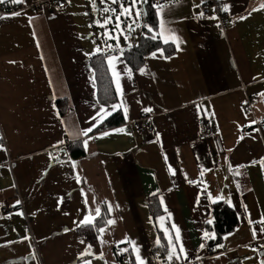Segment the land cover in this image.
<instances>
[{"label": "crops", "instance_id": "obj_1", "mask_svg": "<svg viewBox=\"0 0 264 264\" xmlns=\"http://www.w3.org/2000/svg\"><path fill=\"white\" fill-rule=\"evenodd\" d=\"M66 1L67 8L54 15L31 17L27 9L0 18V207L16 208L0 220V264H135L130 242L147 264H262L257 244L264 236V145L255 120L264 125V0H222L229 8L225 31L216 17L197 18L199 0L165 5L159 16L155 8L157 25L149 33L161 41L163 55L148 52L136 70L121 49L148 35L146 3L139 20L121 17L124 34L110 30L117 41L95 25L100 0L96 10L92 0ZM160 19L178 38L167 43L173 53L164 47L169 34L160 35ZM97 47L117 58L111 66L106 58L117 92L111 103L98 97L91 66L101 53ZM113 67L120 73L119 92ZM249 95L254 114L245 108ZM62 98L70 106L65 115L57 104ZM101 105L110 115L121 111L125 121L80 135L100 123L92 117ZM145 108L156 112L157 143L145 144L133 124ZM202 119L222 138L225 151L212 141L196 144ZM66 140H87L86 154L61 161L54 148ZM156 195L163 212L154 217L150 201ZM213 201L233 206L239 225L212 254L204 234ZM97 206L115 223L102 226L104 233L90 242L77 225L89 212L94 216ZM162 236L168 252L169 237L177 246L175 263L159 257ZM126 238L130 242L122 243ZM88 245L92 254L81 256ZM120 245L128 249L126 263L116 254Z\"/></svg>", "mask_w": 264, "mask_h": 264}, {"label": "trees", "instance_id": "obj_2", "mask_svg": "<svg viewBox=\"0 0 264 264\" xmlns=\"http://www.w3.org/2000/svg\"><path fill=\"white\" fill-rule=\"evenodd\" d=\"M147 20L150 26L154 29L157 25V17L155 8L151 7L147 3ZM144 31L148 32V35H143L138 44L129 46L123 50V54L131 65L136 70L144 64L145 57L148 52L159 48L162 43L157 38L156 40L151 39L152 33H149L147 27H143ZM168 54L175 51V47L172 44H165ZM108 54L101 52L94 55L91 59V66L94 70V76L96 80L97 93L101 102L111 103L117 99V92L114 81L108 69L107 58ZM59 112L65 115L70 111V106L65 98L57 101ZM124 117L121 111H116L105 120L100 122L91 133L101 131L103 129L111 128L123 123ZM62 153L67 155L70 159H76L83 157L86 154L83 142L80 140L70 141V144L62 147ZM150 207L154 217H157L163 212L159 199L156 196L152 197L150 201ZM212 219L211 223H206V233L209 234V238L205 237L210 253H217L223 249V247H217V245H223L224 237L233 232L239 225V219L233 206L225 201H216L212 203ZM108 220V212L103 207L101 216L96 218L95 226H79L77 232L85 237L90 242H96L99 237L98 229L106 225ZM159 257H165L168 252L165 238L162 236V245L159 248Z\"/></svg>", "mask_w": 264, "mask_h": 264}, {"label": "built area", "instance_id": "obj_3", "mask_svg": "<svg viewBox=\"0 0 264 264\" xmlns=\"http://www.w3.org/2000/svg\"><path fill=\"white\" fill-rule=\"evenodd\" d=\"M178 0H148L147 3L150 4L151 7L155 8L153 4H162V5H170L175 3ZM201 2V0H199ZM66 0H46L34 5H21V4H12L10 1L0 4V17L10 15L13 12H22L24 10H31L33 13L31 17L37 16H50L54 15L57 12L64 10L67 8ZM222 0H206V2L200 6V10L198 12L197 18L199 20H206L211 17H216L219 23V27L222 30L228 29V22ZM215 9V11H214ZM203 11L205 13L204 17H201L199 13ZM245 87V86H244ZM245 108L254 114V96H247ZM156 116V112L152 110L151 112H144L137 120L134 121V126L137 131L146 136L145 144H152L158 142V136L156 133V128L154 124V117ZM256 121V125L262 131V141L264 145V125L260 122ZM206 141H212L218 151H225V146L223 140L220 136L216 135L213 127L205 120L202 119L199 124V134L196 139V144H203ZM70 144L69 140H66L62 145L54 148V153L59 157L61 161H67L69 158L67 155L62 153V147H65ZM15 207L4 205L0 207V220H3L7 214L13 213L15 211ZM262 227L264 228V223H262ZM121 249H124L123 246H117L116 254L119 258L120 263H126L129 261V252L121 253ZM257 254L264 262V236L260 239L257 244ZM175 263V258L172 259ZM176 264V263H175Z\"/></svg>", "mask_w": 264, "mask_h": 264}, {"label": "snow or ice", "instance_id": "obj_4", "mask_svg": "<svg viewBox=\"0 0 264 264\" xmlns=\"http://www.w3.org/2000/svg\"><path fill=\"white\" fill-rule=\"evenodd\" d=\"M10 2L12 4H21V3L26 2V0H10ZM68 2L70 3L71 0H68ZM105 2H106V0H100V3H102V4L105 3ZM111 2L113 4H119L120 5V8H121L120 14L119 15H116V17H115V24H114V28L115 29H120V25L122 23H124V21H122L120 19L121 16H125L126 18H132L133 17V12H135V17H134V20H133V22H135L136 20H139L142 15H146V13H144L142 9L137 8V4L147 3V0H124V2H122V0H111ZM205 2H206V0H201V4L200 5H195V7H200ZM3 3H5V0H0V4H3ZM124 3H128V6L125 7L124 6ZM92 5H93V10H96V0H92ZM153 6L156 8V11H157V15L158 16L163 12L164 8L166 7L165 5H162V4H153ZM260 7L261 8H264V4H262ZM222 10L225 11V12H227V11H229V8L228 7H224ZM256 10H259V9H253L252 11H256ZM109 11L115 12L116 9H114V8H111L110 9L108 7L103 8V12L104 13H108ZM214 11H215V9H214ZM85 14L87 15V13H85ZM249 14H251V13H249ZM11 15L12 16H19V15H21V13L20 12H13ZM199 15L201 17H204L205 16V13L203 11H201L199 13ZM0 18H7V17H0ZM244 18L245 17H240V19H244ZM110 22H112V17L105 18L103 20V23L102 24H101V21H99V20L95 21L96 24H98V25H100L102 27H106ZM139 26L140 25L138 24L137 27H139ZM144 26L148 28L149 32L153 31V28L150 27V26H148L147 24H145ZM158 26H159V29H160V35L161 36H163L164 33H168L169 34V38L168 39H165L163 41V43L167 44V43L176 41L178 39L175 36L174 31L172 29L167 28L165 26V22L162 19H160L158 21ZM128 30L129 31H132L133 30L132 27H131V25H128ZM121 34H123V30L122 29H121ZM110 38L116 39L117 41L119 40V37L118 36L117 37L110 36ZM124 38H125V40H127L128 39V36L125 35ZM157 38H158L157 35H152L151 36V39H153V40H156ZM118 46L119 45L117 44V47ZM109 47H111V46H109ZM96 51L97 52H101L102 49L100 47H97L96 48ZM122 51H123V49H121V52ZM157 52H159V54L161 56L163 55V50L162 49H157ZM157 52L151 53V56L153 58H156L157 57ZM107 59H108L109 65L111 66V65H113L114 61L117 58L116 57L109 56ZM125 71L128 73L129 76H131V69L125 68ZM139 71L141 73H144L145 69L144 68H140ZM112 72H113V77L116 80L117 91L119 92V91H121L120 84H119V76H120V73L116 72V70H115L114 67L112 69ZM118 108H119V105H115V104L114 105H111V109L113 111L117 110ZM144 111L145 112H151L152 109L151 108H145ZM110 114L111 113L103 105H101L100 108H99V110H98V112H97V114H96V116L92 117V119L94 121L102 122L103 119L105 118V116L106 115H110ZM125 115H126V112H125ZM252 123H255V121H253ZM93 127H96V124H93L92 127H89L87 129L81 130V132L79 134L80 135H83V136H88V133H91L93 131ZM117 131H121L122 132V131H124V129H118ZM103 135H108V133H103ZM0 139H2V137H0ZM89 139H91V137H89ZM58 143H63V141H60ZM84 145L87 146V140L84 141ZM0 149H2V145H0ZM236 174L239 175L240 174L239 171H237ZM201 175H203V173H201ZM237 187H239L238 184H237ZM218 199L223 200L224 197L223 196H219ZM213 202H215V201H213ZM19 203H20V201H16V204L17 205ZM13 207H15V205H13ZM111 210H112V206L109 204L108 205V212L110 213ZM94 212H95V215L94 216L92 215L91 212H89L87 215H85L84 218L78 223L77 226L78 227L79 226H90V227L91 226H95V224H96V218H98V217L101 216V209H100V207L99 206L95 207ZM161 219H163V218H161ZM114 223H115L114 220H107L106 221V224L107 225H112ZM209 223H211V221H209ZM261 223H264V221H261ZM173 227L175 228V225H173ZM65 230L67 231V229H65ZM98 231L101 234H103L104 231H105V228L101 227V228L98 229ZM261 231L264 232V229H261ZM165 233L167 234V229H165ZM204 235L206 237H209V234L208 233H205ZM253 235H254V237L256 236V230L255 229H253ZM209 238H214V237H209ZM175 239L177 241L180 239L179 229L178 228H176V237H175ZM80 242L82 244L84 243L83 240H81ZM123 242H130V241H127V238H126V240L125 241H122V243ZM101 243H106V242L101 239ZM130 243L133 245V250L136 253V255H135V264H147V262L139 255V249L135 248V243L134 242H130ZM157 244L158 245L160 244V239L159 238L157 239ZM169 244H171L172 247H171V251H169L167 253V259L169 261H171L173 258H175L177 260L180 259V256L177 255V246L172 241L171 237H169ZM201 247L203 248L204 245L202 244ZM217 247H223V245H217ZM91 248H92V245H88L87 248L81 253V256L91 255L92 254L91 253ZM120 251H121V253H123V252H127L128 249L127 248H124V249H121ZM179 251L181 253H184L185 252V249H184V247H183L182 244H180V246H179ZM99 256H100V258H102L103 257V252H101L99 254ZM185 258H186V253H185ZM85 264H91V262L90 261H85ZM262 264H264V262H262Z\"/></svg>", "mask_w": 264, "mask_h": 264}, {"label": "rangeland", "instance_id": "obj_5", "mask_svg": "<svg viewBox=\"0 0 264 264\" xmlns=\"http://www.w3.org/2000/svg\"><path fill=\"white\" fill-rule=\"evenodd\" d=\"M122 2H124V0H122ZM102 5H103V7H100L93 14L94 15V18H95V21L99 20V21H101V24H102L103 23V20L105 18L112 17V22H110L106 27H102V26H100V25H98V24L95 23V25L99 28V31L101 32V35L103 37H109V36H111L112 35V33L110 32V30H111V31H114V32L116 31V33L119 36V30H121V29L123 30V34H124L125 33V29L123 28V23L120 25V29H115L114 28L115 17H116V15H119L120 12H121L120 5L119 4H113L111 2V0H106V2L103 3ZM146 5H147V3H146ZM124 6L127 7L128 6V3H126V4L124 3ZM105 7H108L110 9L111 8H114V9H116V11L115 12L109 11L108 13H104L103 12V8H105ZM137 8L143 10V7H142L141 4H137ZM121 17H125V16H121ZM121 17H120V19H121ZM134 17H135V12H133V17L131 19H134ZM125 19H126V17H125ZM133 32H134V30L132 31V33ZM128 33H130V32H126V34H128Z\"/></svg>", "mask_w": 264, "mask_h": 264}]
</instances>
